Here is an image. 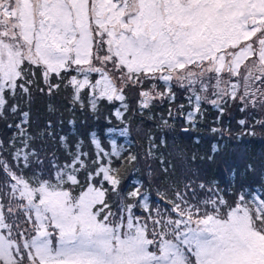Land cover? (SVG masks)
<instances>
[{"label":"snow or ice","instance_id":"snow-or-ice-1","mask_svg":"<svg viewBox=\"0 0 264 264\" xmlns=\"http://www.w3.org/2000/svg\"><path fill=\"white\" fill-rule=\"evenodd\" d=\"M176 88L191 109L176 112L192 127L204 103L217 122L231 108L244 115L237 140L264 127V0H0V121L13 118L14 129L0 140V264H264V188L245 182L257 174L252 164L228 166L223 189L189 178L171 195L157 190L164 205L153 208L131 144L105 147L93 133L94 153L77 143L63 163L54 152L41 159L38 139L67 146V138L51 121L40 136L30 132L21 111L34 93L64 92L93 113L118 102L112 115L123 123L129 92L144 116L173 104ZM168 126L161 116L158 127ZM111 134L125 137L127 126ZM165 144L148 137L150 176L157 159L168 173ZM219 151L214 144L208 159Z\"/></svg>","mask_w":264,"mask_h":264},{"label":"trees","instance_id":"trees-1","mask_svg":"<svg viewBox=\"0 0 264 264\" xmlns=\"http://www.w3.org/2000/svg\"><path fill=\"white\" fill-rule=\"evenodd\" d=\"M176 100L173 104L164 103L157 105L152 113L154 119H149L148 115L142 116L137 111L136 98L131 92L128 93L129 110L125 116L124 122L118 121L112 113L119 107L103 103L95 113L88 110H81L78 105L73 106L66 93L61 92L55 97H49L34 93L30 104H22L21 111L30 113L29 131L40 136L49 121L55 126L57 136L63 135L67 138V146L53 142L41 137L34 145L39 150L41 159L50 156L53 152L63 163L67 159V148L74 147L80 143L85 152L94 153L95 149L90 144V136L95 133L103 146L108 147L109 139H116L118 143L125 145L131 144L130 151L141 156V163L136 165L135 178L144 182V189L148 191L151 200V206L155 208L157 204L163 206L164 202L157 195V190L161 193L171 195L175 187H182L189 178H198L205 182H218L223 189L227 186L230 177L228 166H238L243 172L244 165L252 164L256 169V175L249 174L245 177V182L253 188H264V127L256 125L254 136H243L240 140L236 137L242 131L237 121L245 118L238 109L231 108L217 122L216 117L219 113L209 104L202 105V115L197 118L196 126L189 125L176 109L184 105L183 112L190 111L186 93L179 88L175 89ZM173 110V118H169V108ZM51 109V110H50ZM168 120L167 128L158 127L160 117ZM258 118L260 117L257 114ZM72 121L73 123H69ZM110 121V122H109ZM13 118L7 121H0V140L7 141L12 137L14 129L7 128V123H12ZM249 123L252 120L249 119ZM127 126V136L121 137L117 134L105 135L106 129L122 128ZM212 127L231 128V136L225 132L221 137L219 133L213 134ZM187 128L188 131L183 129ZM152 136L159 143L163 138L166 144L160 148L163 153L166 165L168 166L167 175L160 171V160L151 162L154 172L150 176L147 171V165L143 163V154L148 147V137ZM218 144L220 151L215 154L213 160L212 146ZM227 145V147H225ZM127 153H125L126 155ZM159 155V153H158ZM90 162V161H89ZM46 165V161H45ZM45 166H42V169ZM133 172V166L121 168L122 176L132 179L129 175ZM47 175V171H45ZM83 179V177H81ZM125 192L131 191L132 186L127 180L121 185ZM78 192V189L76 190ZM231 200V195L226 196ZM116 197L113 196V201ZM138 213L141 211L137 209Z\"/></svg>","mask_w":264,"mask_h":264},{"label":"rangeland","instance_id":"rangeland-1","mask_svg":"<svg viewBox=\"0 0 264 264\" xmlns=\"http://www.w3.org/2000/svg\"><path fill=\"white\" fill-rule=\"evenodd\" d=\"M93 78H95V77H93ZM120 106V105H119Z\"/></svg>","mask_w":264,"mask_h":264}]
</instances>
